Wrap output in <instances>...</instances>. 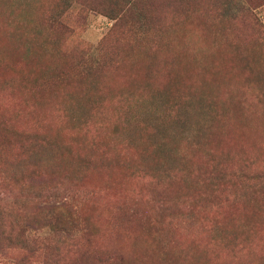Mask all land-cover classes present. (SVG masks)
<instances>
[{"label": "rangeland", "instance_id": "1", "mask_svg": "<svg viewBox=\"0 0 264 264\" xmlns=\"http://www.w3.org/2000/svg\"><path fill=\"white\" fill-rule=\"evenodd\" d=\"M0 264H264V0H0Z\"/></svg>", "mask_w": 264, "mask_h": 264}]
</instances>
